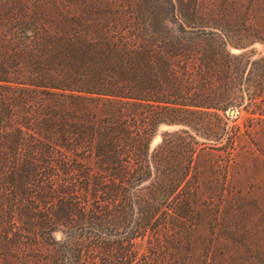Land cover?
<instances>
[{"label": "trees", "instance_id": "obj_1", "mask_svg": "<svg viewBox=\"0 0 264 264\" xmlns=\"http://www.w3.org/2000/svg\"><path fill=\"white\" fill-rule=\"evenodd\" d=\"M95 2L0 0V264H189L195 157L230 159L234 83L264 79L199 0Z\"/></svg>", "mask_w": 264, "mask_h": 264}, {"label": "rangeland", "instance_id": "obj_2", "mask_svg": "<svg viewBox=\"0 0 264 264\" xmlns=\"http://www.w3.org/2000/svg\"><path fill=\"white\" fill-rule=\"evenodd\" d=\"M199 1L203 10L224 19L231 53H242L249 61L264 56V44L244 25L247 20L264 24L263 5H249L248 0ZM97 2L102 5L106 0ZM263 82L252 64L250 72L245 69L242 84L234 83L235 88L244 90V98L240 106L232 108L231 115L225 113L227 125L235 127L232 130L236 132L230 159L222 150L200 151L195 157L200 221L189 264H264V123L253 114L264 102L257 96L254 102L248 99V95L258 94ZM174 129L159 125L149 150L162 132ZM53 236L60 238L58 232Z\"/></svg>", "mask_w": 264, "mask_h": 264}, {"label": "water", "instance_id": "obj_3", "mask_svg": "<svg viewBox=\"0 0 264 264\" xmlns=\"http://www.w3.org/2000/svg\"><path fill=\"white\" fill-rule=\"evenodd\" d=\"M228 113L231 115L233 113V109H230Z\"/></svg>", "mask_w": 264, "mask_h": 264}]
</instances>
